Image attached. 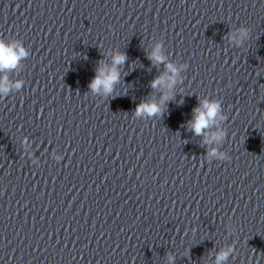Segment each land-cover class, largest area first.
<instances>
[{
    "label": "clouds",
    "instance_id": "obj_1",
    "mask_svg": "<svg viewBox=\"0 0 264 264\" xmlns=\"http://www.w3.org/2000/svg\"><path fill=\"white\" fill-rule=\"evenodd\" d=\"M28 55V51L19 41L8 43L0 38V73L15 70L20 66L21 60L26 58ZM149 58L155 63H162L165 61V57L161 54V46L159 44L156 45ZM125 60L126 56L124 54L115 55L111 68L105 69L104 67H100L97 70V75L91 82L90 88L95 92L102 87L105 94L112 93L114 85L120 79V73L117 66L123 64ZM166 68L168 73H171V75H167L166 86L171 89L176 84L178 70L172 63H167ZM22 83V81L10 83L6 75L0 76V95L6 96L12 88L20 89L22 87ZM162 84H165V75L154 79L151 86L155 89ZM168 98L169 95L165 94L162 97L161 104ZM161 113V106L155 102H142L135 110V114L137 116H155ZM194 113V118L189 122V126L196 135H201L205 129H208L210 125L215 122L216 117L220 113V103L218 101L202 100L200 102V106L194 109ZM221 119H223L222 116ZM223 136L224 133L220 132L218 134H213L212 139L219 140ZM209 155H216V152L212 151ZM232 251V248L222 250L216 257L217 264H221L222 261H226Z\"/></svg>",
    "mask_w": 264,
    "mask_h": 264
}]
</instances>
